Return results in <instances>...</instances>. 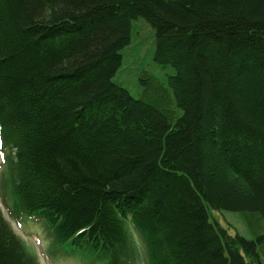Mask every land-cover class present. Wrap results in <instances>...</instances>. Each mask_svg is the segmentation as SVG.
I'll return each instance as SVG.
<instances>
[{"label":"trees","instance_id":"obj_1","mask_svg":"<svg viewBox=\"0 0 264 264\" xmlns=\"http://www.w3.org/2000/svg\"><path fill=\"white\" fill-rule=\"evenodd\" d=\"M0 153L52 260L262 264L264 0H0Z\"/></svg>","mask_w":264,"mask_h":264},{"label":"rangeland","instance_id":"obj_2","mask_svg":"<svg viewBox=\"0 0 264 264\" xmlns=\"http://www.w3.org/2000/svg\"><path fill=\"white\" fill-rule=\"evenodd\" d=\"M165 75L163 76V81L166 84ZM117 77L116 80H118L124 87H126L132 95L134 96L139 95L138 85L135 83L134 75L132 74V72L120 70L119 73L117 74ZM2 166H3V161L0 155V184L2 182V177H1L2 175L1 171L3 170ZM4 185L5 184H2V186H0V207L2 209L4 218L10 223L15 233L19 235L20 238L25 241L27 246H29L36 253L40 264H51L50 259L52 260V258L48 256L46 250L47 247L46 238L44 237V235H42L43 233L40 231V227L38 226L37 223H34L31 220H26L25 218L23 220H20V222L15 220V218L10 213L11 211L9 210V209L12 210L13 199L8 190V183H7V187L6 185L5 186ZM228 214L232 218L236 219L235 221H238L241 224L243 223L242 219L239 216L237 219V217L232 215L233 213H228ZM212 216L215 217L219 222H222L223 223L222 226L226 228L230 234L238 233L247 239L256 238L254 233L250 229H247L243 224H242L243 228H241L238 223L237 224L232 223L229 220L226 221L225 216L222 213L213 211ZM133 239L138 251L137 264H145L142 244L136 235L133 237ZM258 253L262 264H264V254L261 248H258ZM64 263L78 264L74 259H68V258Z\"/></svg>","mask_w":264,"mask_h":264},{"label":"snow or ice","instance_id":"obj_3","mask_svg":"<svg viewBox=\"0 0 264 264\" xmlns=\"http://www.w3.org/2000/svg\"><path fill=\"white\" fill-rule=\"evenodd\" d=\"M0 155H2V153H0Z\"/></svg>","mask_w":264,"mask_h":264}]
</instances>
